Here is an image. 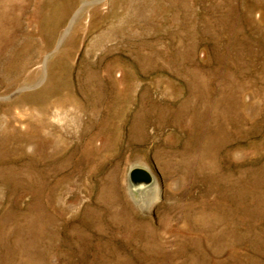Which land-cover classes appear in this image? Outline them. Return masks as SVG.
Returning a JSON list of instances; mask_svg holds the SVG:
<instances>
[{
	"label": "rangeland",
	"instance_id": "374dc122",
	"mask_svg": "<svg viewBox=\"0 0 264 264\" xmlns=\"http://www.w3.org/2000/svg\"><path fill=\"white\" fill-rule=\"evenodd\" d=\"M0 264H264V0H0Z\"/></svg>",
	"mask_w": 264,
	"mask_h": 264
}]
</instances>
